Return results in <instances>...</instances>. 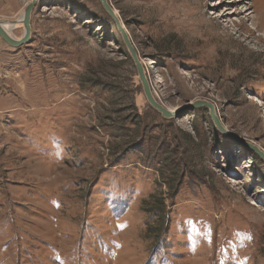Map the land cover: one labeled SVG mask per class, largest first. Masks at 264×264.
Instances as JSON below:
<instances>
[{
  "label": "rangeland",
  "instance_id": "374dc122",
  "mask_svg": "<svg viewBox=\"0 0 264 264\" xmlns=\"http://www.w3.org/2000/svg\"><path fill=\"white\" fill-rule=\"evenodd\" d=\"M34 1L0 35V264H264V0H109L170 118L100 0Z\"/></svg>",
  "mask_w": 264,
  "mask_h": 264
},
{
  "label": "water",
  "instance_id": "95a60500",
  "mask_svg": "<svg viewBox=\"0 0 264 264\" xmlns=\"http://www.w3.org/2000/svg\"><path fill=\"white\" fill-rule=\"evenodd\" d=\"M100 2L102 4V6L104 7L105 11L114 20L118 30L120 31V33L122 35L123 41H124L125 45L127 46L128 51L131 54V56L135 62L140 80H141L142 85H143V89H144L146 98H147L149 104L151 106H153L154 108H156L159 112H161L163 114V116H165L167 118L172 117L173 115H175V111H171L170 109L165 108L154 97L150 82H149L148 77H147L146 72H145L144 65L140 60V57H139L138 52H137V50H136V48H135V46H134V44L130 38L128 30L126 29L125 25L123 24L122 20L120 19L118 13L113 8V6L109 2V0H100ZM34 5H35V1L33 0L26 6V9L24 11L23 20H24L25 34L22 37V39H20V40H16L8 34L6 29L4 28L3 20L0 19V35L9 44H11L13 46H21L22 44L27 43L31 39V33H32L31 17H32ZM190 106L191 107H202V106L208 107L210 109V115H211L212 119L214 120L215 124L217 125V127L221 130H225L224 126L222 125V123H221V121L217 115L216 108H215L214 104H212L209 101H205V100H196V101L190 103ZM237 140L245 142L242 139H237ZM245 143L251 149H253L264 160V152L258 146L254 145L252 143H247V142H245Z\"/></svg>",
  "mask_w": 264,
  "mask_h": 264
},
{
  "label": "bare ground",
  "instance_id": "6f19581e",
  "mask_svg": "<svg viewBox=\"0 0 264 264\" xmlns=\"http://www.w3.org/2000/svg\"><path fill=\"white\" fill-rule=\"evenodd\" d=\"M4 22V28L6 29V31L8 32V34L16 39V40H20L22 39V36L21 38H18L15 36V34L13 33V30L16 29L18 26L22 25L24 26V20H23V17H21L20 19H17V20H14V21H8V20H3ZM25 28V27H24ZM25 34V32H24ZM172 111V110H171Z\"/></svg>",
  "mask_w": 264,
  "mask_h": 264
}]
</instances>
